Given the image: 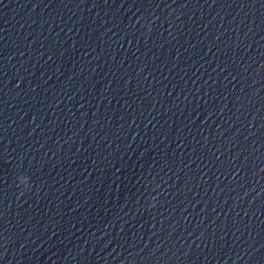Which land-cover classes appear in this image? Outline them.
Listing matches in <instances>:
<instances>
[{"label":"water","instance_id":"95a60500","mask_svg":"<svg viewBox=\"0 0 264 264\" xmlns=\"http://www.w3.org/2000/svg\"><path fill=\"white\" fill-rule=\"evenodd\" d=\"M0 264H264V0H0Z\"/></svg>","mask_w":264,"mask_h":264},{"label":"clouds","instance_id":"9594fccd","mask_svg":"<svg viewBox=\"0 0 264 264\" xmlns=\"http://www.w3.org/2000/svg\"><path fill=\"white\" fill-rule=\"evenodd\" d=\"M27 192H21V196H23L24 194H26Z\"/></svg>","mask_w":264,"mask_h":264}]
</instances>
